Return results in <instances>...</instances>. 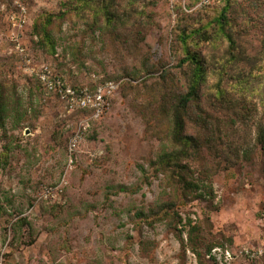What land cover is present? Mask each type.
Here are the masks:
<instances>
[{
    "label": "rangeland",
    "instance_id": "1",
    "mask_svg": "<svg viewBox=\"0 0 264 264\" xmlns=\"http://www.w3.org/2000/svg\"><path fill=\"white\" fill-rule=\"evenodd\" d=\"M184 39L205 62L211 139L187 163L201 197L161 170ZM45 67L77 86L132 78L70 167L78 116L40 87ZM0 98V264H198L191 246L205 264L264 263V0H0Z\"/></svg>",
    "mask_w": 264,
    "mask_h": 264
},
{
    "label": "trees",
    "instance_id": "2",
    "mask_svg": "<svg viewBox=\"0 0 264 264\" xmlns=\"http://www.w3.org/2000/svg\"><path fill=\"white\" fill-rule=\"evenodd\" d=\"M216 21L220 27L224 26V24L226 23L225 15L220 14ZM190 33L201 35L202 30L195 29ZM38 34L41 37V40L42 38H44L45 41L50 40V35L46 31L45 27H43L41 29V32H38ZM183 44L185 46V54L180 59L178 64L179 66H182L185 63L186 66L189 67L186 85L184 87L176 86L175 88L177 89V92L174 93L172 98H160L161 100L166 99V105H169L166 112H172V118H175V128L173 130L174 136H172V139L174 140L176 145L179 146V149H173L170 153L166 154L165 158L162 157L161 170L163 171L162 173H165L168 179L176 181L175 184L180 186L179 189L181 190L182 196L185 197L188 194H196L197 196L201 197L203 194L199 191L202 190L198 184L199 178H194L193 172L190 170V167L187 165V163L189 160L196 161L197 158H200L203 150L209 146L211 139V136L205 135L209 134L211 126L208 118V113L203 108L201 95V87L204 82L205 62L200 57V53L192 52V50L186 44L185 39L183 40ZM147 67L148 66H146V68ZM169 72L170 70L168 69L164 70L160 73V76L158 78L165 79ZM125 77H127L129 80L123 82L120 87H122L125 83H128V81L132 79H130L129 76H121L117 79ZM38 81L40 87L44 91H46L41 81ZM139 83V85H141L146 92L148 89L147 81L141 80ZM2 99L3 98H0L1 127L3 126L4 119L7 116L6 107L4 106ZM154 99L155 98H146L143 106L136 105V112H139L141 116H145L148 113V107H150V105H153ZM164 108H166L165 105ZM185 123H189L192 126L195 134H187L184 132ZM71 135L72 132L70 136ZM70 136L68 137V139L70 138ZM202 169V171L204 172L203 167ZM204 191V195L211 194V190ZM191 251L195 254L198 264H205L203 260V254L200 251H198L194 246H191ZM205 253H210V249H207Z\"/></svg>",
    "mask_w": 264,
    "mask_h": 264
},
{
    "label": "built area",
    "instance_id": "3",
    "mask_svg": "<svg viewBox=\"0 0 264 264\" xmlns=\"http://www.w3.org/2000/svg\"><path fill=\"white\" fill-rule=\"evenodd\" d=\"M39 78L46 91L56 94L67 111L78 116L67 142V166L70 167L76 159V152L79 144L84 140L86 131L108 113L113 95L120 85L129 79L104 80L94 82L90 86H77L61 77L53 76L46 67Z\"/></svg>",
    "mask_w": 264,
    "mask_h": 264
}]
</instances>
